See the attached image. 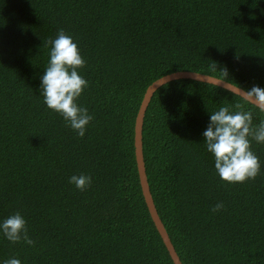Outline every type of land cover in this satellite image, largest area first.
<instances>
[{
	"label": "trees",
	"instance_id": "16d2710c",
	"mask_svg": "<svg viewBox=\"0 0 264 264\" xmlns=\"http://www.w3.org/2000/svg\"><path fill=\"white\" fill-rule=\"evenodd\" d=\"M58 29L85 61L83 136L38 91ZM176 71L264 88V0H0V220L18 212L33 241L0 236V259L174 264L142 195L134 124L146 88ZM220 106L250 112L253 128L264 120L212 83L153 91L141 129L148 188L181 264H264V143L249 138L254 178L221 181L201 136ZM80 174L91 177L82 190L68 182Z\"/></svg>",
	"mask_w": 264,
	"mask_h": 264
},
{
	"label": "clouds",
	"instance_id": "9594fccd",
	"mask_svg": "<svg viewBox=\"0 0 264 264\" xmlns=\"http://www.w3.org/2000/svg\"><path fill=\"white\" fill-rule=\"evenodd\" d=\"M48 48L47 66L40 75L39 95L44 106L57 113L66 126L83 136L85 126L92 119L87 108L76 103L87 81L78 73L84 66L77 44L72 36L58 29L54 38L45 42ZM227 75L226 69H224ZM254 97L260 111H264V88L253 85L245 91ZM239 108V105L235 106ZM252 115L248 111H232L220 106L208 113V123L201 132L205 150L213 158L217 177L227 183H239L254 178L260 169L258 157L250 149L249 138L264 143V120L251 127ZM68 182L77 189L85 188L91 177L80 174L68 177ZM217 203L213 210L220 209ZM25 219L18 212L0 220V236L12 243L21 240L31 246L33 241L27 235ZM0 264H21L18 258L0 259Z\"/></svg>",
	"mask_w": 264,
	"mask_h": 264
},
{
	"label": "water",
	"instance_id": "95a60500",
	"mask_svg": "<svg viewBox=\"0 0 264 264\" xmlns=\"http://www.w3.org/2000/svg\"><path fill=\"white\" fill-rule=\"evenodd\" d=\"M179 78H190L198 81H203L207 83H212L215 85H218L220 87H223L237 95H240L244 99L248 100L252 104L257 105V101L255 100L254 97H250L247 95L245 90L229 83L224 80H221L216 77H212L209 75L197 73V72H192V71H176L169 73L167 75H164L157 80L153 81L145 90L144 95L142 97L136 118H135V124H134V151H135V158H136V165H137V170H138V177H139V182L141 186V191L142 195L144 198V201L146 203V206L148 208L149 214L151 216V219L173 261L174 264H181L180 260L172 246V243L157 215L153 199L151 197L149 188H148V183L146 179V174H145V168H144V162H143V157H142V140H141V129H142V120L145 112V108L147 106V103L153 93V91L160 86L162 83H165L167 81L173 80V79H179Z\"/></svg>",
	"mask_w": 264,
	"mask_h": 264
}]
</instances>
